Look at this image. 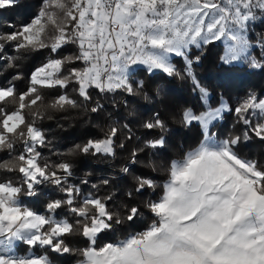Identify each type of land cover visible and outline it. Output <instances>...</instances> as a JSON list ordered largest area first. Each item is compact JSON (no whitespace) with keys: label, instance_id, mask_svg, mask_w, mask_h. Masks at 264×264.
Listing matches in <instances>:
<instances>
[{"label":"snow or ice","instance_id":"snow-or-ice-1","mask_svg":"<svg viewBox=\"0 0 264 264\" xmlns=\"http://www.w3.org/2000/svg\"><path fill=\"white\" fill-rule=\"evenodd\" d=\"M214 49L264 73V0H36L0 24V264H264V157L242 151L264 145V93L213 103L195 69ZM141 72L187 84L199 107L169 108ZM73 113L98 133L61 150L44 124ZM176 123L200 139L166 161ZM81 158L115 175L78 176Z\"/></svg>","mask_w":264,"mask_h":264},{"label":"trees","instance_id":"trees-1","mask_svg":"<svg viewBox=\"0 0 264 264\" xmlns=\"http://www.w3.org/2000/svg\"><path fill=\"white\" fill-rule=\"evenodd\" d=\"M35 3L36 0H21L19 7L0 12V24L7 22L20 23L27 20L35 10ZM218 55V49L209 51L202 64L195 69L197 76L212 91L213 103L218 100L216 96L217 92H223L229 104H234L237 99L245 97L250 91H254L257 94L264 93V73L255 72L248 69L246 66L225 68L218 63ZM139 78L145 79L150 87L155 83L163 84L167 89V96L164 99V104L169 108L179 109L184 106L199 107V101L196 99L195 94L190 92L188 85L183 82L153 80L150 77H146L143 72L139 74ZM137 106L152 107V105H147L144 101H138ZM74 115L73 113L69 118L61 119L60 123L64 125L63 128L57 127L55 121H49L44 124V127L51 129V135L56 138L57 146L61 150H65L73 142H79L88 133H98V129L90 125L82 127L81 121L71 118V116ZM232 122L233 118L231 115H228L221 130H227ZM69 125H71V127ZM170 127L172 132L169 137V147L163 150L164 159L166 161L182 158L187 151L192 150V148L198 145L200 139L195 128L186 130L181 128L178 123L170 124ZM137 134L139 135L140 133L138 132ZM242 151L250 157H264V145H261L259 142H252L244 145ZM121 163V160H117L115 162L116 167L118 168ZM86 171L93 172V181L98 180L104 174L115 175V171L109 162L95 160L93 158H81L77 161L76 174L79 176ZM140 171L148 170L141 168ZM152 175L161 182L166 178L164 173H154ZM157 191L159 193L160 190L158 189ZM152 195L153 198H155L156 194ZM30 203H32L34 207L39 208L42 201L33 200L30 201ZM145 223H147V221L141 219L135 224L126 225L118 233L119 238H124L130 232L142 230ZM18 254L25 255L27 253L25 249L21 247L18 250ZM59 264H71V258H61Z\"/></svg>","mask_w":264,"mask_h":264}]
</instances>
